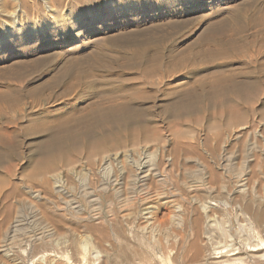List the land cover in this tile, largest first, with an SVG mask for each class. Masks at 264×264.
I'll use <instances>...</instances> for the list:
<instances>
[{
	"label": "rangeland",
	"instance_id": "obj_1",
	"mask_svg": "<svg viewBox=\"0 0 264 264\" xmlns=\"http://www.w3.org/2000/svg\"><path fill=\"white\" fill-rule=\"evenodd\" d=\"M45 2L0 7V264H126L115 212L204 198L196 162L264 165V0Z\"/></svg>",
	"mask_w": 264,
	"mask_h": 264
},
{
	"label": "bare ground",
	"instance_id": "obj_2",
	"mask_svg": "<svg viewBox=\"0 0 264 264\" xmlns=\"http://www.w3.org/2000/svg\"><path fill=\"white\" fill-rule=\"evenodd\" d=\"M51 1L52 0H46V2H45V0H44V2L46 4H50L49 2H51ZM2 3L3 4L8 3V4H11L12 6L16 7L17 5L22 4V0H0V7H1ZM14 23H15L14 28H7V29L1 31V33L3 35H5V37L10 36L12 38V40H16L18 34H20L19 33L20 28L17 27L16 19H14ZM252 150L254 151L255 149H252ZM142 155H143V153H142ZM149 156H151V155H149ZM152 156L154 157L157 155H152ZM159 158L161 159L162 157H159ZM106 160H108V158ZM140 160H141V158H140ZM139 161H138V163H141ZM113 162H114V160H113ZM134 162H136V161H134ZM160 162L161 161H159V163ZM150 163H151V161H150ZM133 164H135V163H133ZM157 164L154 163V165H157ZM230 164L231 163H229V164H227V163L210 164L207 162H204V163L203 162H201V163L196 162V164L186 168V170H188V171L195 172L197 174L196 176H198V178H200L201 180H204L206 178V176L209 174V177L208 176L207 177L210 180L209 181L210 184H213L214 181L216 182V180L224 178V175L229 176L227 174L235 171L233 173V177L232 178L230 177V179H229L231 181L234 189H233V191H229L227 189L225 183L222 184L221 187H219V189H221L223 191L225 190L227 192L224 196L222 195V197H221V195L220 196H215V194L213 195V191L216 190V188H214L213 185L209 184L210 185L209 186V185L203 184V188L206 191L204 198L190 197L188 199H184L182 197L179 200V199L175 198V195L169 196L166 193H164L165 195H164V197L162 195L163 198L161 199V201H159L160 202L159 205H158L159 202H157L156 205L149 206L148 208L144 207V209L142 208L143 210L141 209V212H134L133 210L130 212L128 211L127 213H122V211L120 210L122 214H120V211H119V214L117 212H115V214L112 217V222H114L115 226H116L114 229V232L116 230L118 231L121 228V224L123 225V223H124L125 225L129 226L130 229H132L134 231V232L132 231L134 233L133 237H132V238H134L133 240H135V241L137 240L138 242H140V244L142 246V248L140 250H137V249L133 248V246L135 247L136 245H133V244H132L133 246L130 245V246H132L133 249L130 251V253L128 255H125L126 256L125 260L127 262L126 264H264V217H260V216L258 217V215H261L262 213L264 216V212H261V214L256 213V211L260 210V207H264V206H262V205H264V181H263L264 179L257 178V175H261L264 177V165L262 163L261 164H258V163L251 164L250 161H244V163H242L240 166L238 165L239 167H236V168L234 167L235 168L234 169L233 166ZM139 165H141V164H139ZM136 166L138 167V165H136ZM111 167H113V166H111ZM137 167H136V171H137L136 173L137 174L135 175V173H134L133 176H131V177L137 178L138 183L139 182L144 183L146 178L148 177V175L150 173V169H149L150 167L149 168H148V166H142L140 168H137ZM103 170H104V168H103ZM121 170H122V168H121ZM159 170L160 169L158 168V171ZM217 170H220L222 172V175H220L221 173L216 174ZM154 171H157V170H154ZM107 172L105 173L106 175H107ZM184 172H186L185 169H184ZM75 173H74V175H75ZM132 173H133V171H132ZM156 174H158V173H156ZM56 175L57 174H55V178H53L52 183L55 187L61 189V187L65 186V183L63 184V181H62L64 178L62 177L63 179H60V177L59 176L56 177ZM78 175H80V174H78ZM169 175H171V174H169ZM230 175L232 176V174H230ZM75 176L78 177L77 175H75ZM138 176H140V179ZM80 178H79V180H80ZM113 178H115V177H113ZM132 178L131 179L129 178V179L133 182ZM155 178H156V176H155ZM172 178H174V177H172ZM177 178H178L177 180H179L178 176H177ZM107 179H109V178H107ZM161 179H163V178H161ZM169 179H171V178H168V180ZM76 180H78V179H76ZM229 180H227V181H229ZM81 181L82 180H80L79 184L81 183ZM84 181L85 180H83V183H84ZM196 182H199V181H196ZM66 183H67V181H66ZM112 184H114V183H112ZM182 184H184V183H182ZM134 185H135V182H134ZM142 185L143 184H141V186ZM86 186H87V184H86ZM104 186H105V184H104ZM84 188L86 190L88 189L86 187H84ZM101 188H103V187H101ZM103 190H104V188H103ZM135 190H138V189L136 188ZM55 192H56V190H55ZM136 192H138V191H136ZM86 193H87V191L83 194L87 195L88 193L87 194ZM232 193H235L238 195L237 199L232 198ZM145 194H144V196H146ZM135 195L137 196L136 193H135ZM89 196H91V195H89ZM144 196H143V198H144ZM147 197H146V199H147ZM186 197H188V196H186ZM156 199H158V198L156 197ZM144 200H145V198H144ZM159 200H160V198H159ZM89 201H90V199H89ZM91 201H92V199H91ZM93 201H94V199H93ZM90 203L92 204V202H90ZM142 204L144 205V203H142ZM145 205L147 207V204H145ZM76 206H75V208H76ZM159 206L166 208L164 210V212L161 214H159V210H160ZM69 208H71V207H69ZM169 209H171V210H169ZM248 209H250L251 212ZM126 210H125V212H126ZM159 215L161 216L160 221H158ZM138 218L142 220V223L139 225H135V221ZM110 222H111V219H110ZM122 230L124 231V229H122ZM119 231H121V230H119ZM123 231L121 234H124ZM103 235L105 236V233ZM118 236L115 235V237H118ZM82 239H84V241H86L84 237ZM133 240H131V241H133ZM125 241H126V239H125ZM64 244L62 245L63 247H65ZM89 244L90 243H88V245ZM78 246H80V245H78ZM138 246H140V245H138ZM83 247H84V245L82 246V248ZM128 248H130V247H128ZM80 249H81V247H80ZM83 251H84V253L86 252V247L83 248ZM122 251H124V250L121 249V252ZM121 252H120V254H121ZM123 254L124 253H122L121 255L123 256ZM125 254H127V253L125 252ZM41 257H44V256H41ZM96 257L98 258V256H96Z\"/></svg>",
	"mask_w": 264,
	"mask_h": 264
}]
</instances>
